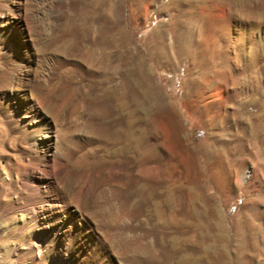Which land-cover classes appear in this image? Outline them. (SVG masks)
Returning a JSON list of instances; mask_svg holds the SVG:
<instances>
[{
  "label": "rangeland",
  "instance_id": "374dc122",
  "mask_svg": "<svg viewBox=\"0 0 264 264\" xmlns=\"http://www.w3.org/2000/svg\"><path fill=\"white\" fill-rule=\"evenodd\" d=\"M0 75V264H264V0H0Z\"/></svg>",
  "mask_w": 264,
  "mask_h": 264
},
{
  "label": "bare ground",
  "instance_id": "6f19581e",
  "mask_svg": "<svg viewBox=\"0 0 264 264\" xmlns=\"http://www.w3.org/2000/svg\"><path fill=\"white\" fill-rule=\"evenodd\" d=\"M27 28V26H25V29ZM17 32L19 31V29L18 30H16ZM20 31H24L23 30V27L20 29ZM25 36V35H24ZM14 39V37H12V34L10 33L8 36H6L5 37V39H3L4 40V42L3 41H1V43L3 44V47H5V48H8L9 47V44L8 43H6V40L8 39V40H10V39ZM26 40V39H25ZM4 74V73H3ZM8 80V78H7V75L5 76V75H0V97H3L4 96V93H5V91H6V88H4V86H5V84L8 82L7 81ZM2 94H3V96H2ZM1 101V100H0ZM38 105V104H37ZM0 107L1 108H3V109H5L6 107L4 106V103L1 101L0 102ZM29 111V110H28ZM27 111V112H28ZM32 178H33V181H34V185H33V187H34V191H36V194H37V196L40 194V184L35 180L36 178H35V176L33 175L32 176ZM51 178V177H50ZM41 182V181H40ZM33 184V183H32ZM42 193V192H41ZM38 197H40V198H42L41 196H38Z\"/></svg>",
  "mask_w": 264,
  "mask_h": 264
}]
</instances>
